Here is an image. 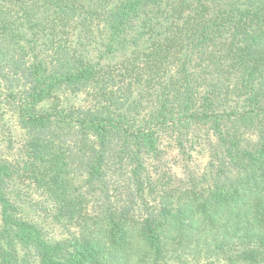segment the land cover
I'll return each mask as SVG.
<instances>
[{
    "label": "trees",
    "instance_id": "1",
    "mask_svg": "<svg viewBox=\"0 0 264 264\" xmlns=\"http://www.w3.org/2000/svg\"><path fill=\"white\" fill-rule=\"evenodd\" d=\"M0 264H264V0H0Z\"/></svg>",
    "mask_w": 264,
    "mask_h": 264
},
{
    "label": "rangeland",
    "instance_id": "2",
    "mask_svg": "<svg viewBox=\"0 0 264 264\" xmlns=\"http://www.w3.org/2000/svg\"><path fill=\"white\" fill-rule=\"evenodd\" d=\"M34 192L30 191L29 193H26L25 196L28 197L29 200L31 199H37V195H33ZM20 201H24V200H20Z\"/></svg>",
    "mask_w": 264,
    "mask_h": 264
}]
</instances>
